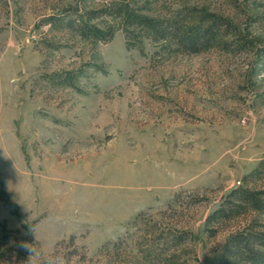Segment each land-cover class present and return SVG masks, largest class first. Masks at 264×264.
<instances>
[{"label": "rangeland", "instance_id": "1", "mask_svg": "<svg viewBox=\"0 0 264 264\" xmlns=\"http://www.w3.org/2000/svg\"><path fill=\"white\" fill-rule=\"evenodd\" d=\"M126 1L234 29L188 53L111 15L93 20L108 41L58 21L100 0H0V264H25L22 241L37 264H245L228 238L264 233L254 210L206 225L264 188V0Z\"/></svg>", "mask_w": 264, "mask_h": 264}, {"label": "trees", "instance_id": "2", "mask_svg": "<svg viewBox=\"0 0 264 264\" xmlns=\"http://www.w3.org/2000/svg\"><path fill=\"white\" fill-rule=\"evenodd\" d=\"M100 1L109 5L98 11L87 12V17L63 18L58 21L77 30L84 38L108 41L114 36L116 26L101 28L93 20L103 15H111L114 19L120 20L130 40L138 38L134 35L136 29H140L151 38L168 41L188 53L209 49L234 29L233 23L226 17L198 9H184L170 17H154L141 13L126 0ZM231 44L230 41L224 42L227 47ZM258 171L259 169H256L253 175ZM249 210L264 215V188L252 189L241 186L232 189L206 219V225L226 222ZM225 253L245 264H264V233L254 231L252 228L236 232L228 238Z\"/></svg>", "mask_w": 264, "mask_h": 264}, {"label": "clouds", "instance_id": "3", "mask_svg": "<svg viewBox=\"0 0 264 264\" xmlns=\"http://www.w3.org/2000/svg\"><path fill=\"white\" fill-rule=\"evenodd\" d=\"M20 247L28 250L30 253L25 264H37L38 253L37 249L35 248V244H30L28 242L22 241L20 243Z\"/></svg>", "mask_w": 264, "mask_h": 264}]
</instances>
